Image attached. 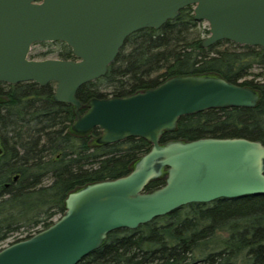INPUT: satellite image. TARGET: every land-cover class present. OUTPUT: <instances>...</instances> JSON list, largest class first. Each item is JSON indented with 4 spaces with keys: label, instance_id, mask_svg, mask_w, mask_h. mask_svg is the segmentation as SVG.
<instances>
[{
    "label": "water",
    "instance_id": "1",
    "mask_svg": "<svg viewBox=\"0 0 264 264\" xmlns=\"http://www.w3.org/2000/svg\"><path fill=\"white\" fill-rule=\"evenodd\" d=\"M186 6H192L194 20L208 23L202 47L228 40L264 48V0H0V82L54 83L52 100L72 106L71 131L98 128L97 144L131 137L151 144L126 175L70 192L52 224L0 248V264H77L113 230L135 229L190 203L264 195L260 141L160 143L180 116L255 107L256 90L215 75L186 74L122 97H93L85 105L76 98L80 86L106 74L127 36L160 28ZM40 42L65 43L73 58H28L31 45ZM162 175V186L145 190Z\"/></svg>",
    "mask_w": 264,
    "mask_h": 264
},
{
    "label": "trees",
    "instance_id": "2",
    "mask_svg": "<svg viewBox=\"0 0 264 264\" xmlns=\"http://www.w3.org/2000/svg\"><path fill=\"white\" fill-rule=\"evenodd\" d=\"M197 28L192 6H186L158 29L133 32L106 74L80 86L76 98L85 105L93 97H122L153 88L173 76L215 75L256 90V106L180 116L160 143L239 137L264 144V48L228 40L202 47ZM52 43L62 46L59 58H73L65 43ZM54 86L0 82V241L23 226L42 223L41 229L46 228L64 213L70 192L126 175L151 147L139 137L97 144L98 128L72 132V106L52 100ZM163 184L164 175L145 190ZM215 235L217 247L211 251ZM206 248L205 256L197 253ZM77 264H264V195L190 203L135 229L113 230Z\"/></svg>",
    "mask_w": 264,
    "mask_h": 264
},
{
    "label": "rangeland",
    "instance_id": "3",
    "mask_svg": "<svg viewBox=\"0 0 264 264\" xmlns=\"http://www.w3.org/2000/svg\"><path fill=\"white\" fill-rule=\"evenodd\" d=\"M205 29H208V23L206 21H204V20L198 21L197 30L201 31V38H205L207 36L206 32H205ZM61 50H63L61 45L54 44L52 42H45L44 44H41V42L40 43H35V44L31 45L30 51L28 53V58L36 59V60L49 59V58H59L58 52L61 51ZM36 53H44L45 55H44V57L38 56V57L31 58V56L35 55ZM254 72H260V71H259V69H256ZM45 182H48V180H46ZM59 217L60 216H58V215L54 216L53 217V222L55 220H57ZM41 224L42 223H38L36 225H28V226H23V227L19 228L17 231L12 232V234H10L3 241L1 240L0 241V245L6 243L8 241L15 240V239H17L19 237L25 236V235L31 233L34 230H41ZM218 237L219 236L217 235L214 238L213 244L210 247V249H212L211 251H213V249L214 250L216 249V247H217V243L216 242H217ZM11 243H13V242H11ZM7 245H9V244H5V245H3V247H5ZM202 250L203 251L197 252V253L200 256H205L207 254L208 250H207V248L206 249H202Z\"/></svg>",
    "mask_w": 264,
    "mask_h": 264
},
{
    "label": "built area",
    "instance_id": "4",
    "mask_svg": "<svg viewBox=\"0 0 264 264\" xmlns=\"http://www.w3.org/2000/svg\"><path fill=\"white\" fill-rule=\"evenodd\" d=\"M35 231H36V230L32 231V232H31V233H29V234H34V233H35ZM27 235H28V234H27ZM25 236H26V235H25ZM25 236L19 237V238L15 239V240L8 241V242H6V243H4V244L0 245V248H2V247H3V245H5V244H10L11 242H15V241H17V240H21V239H22V238H24ZM2 241H3V240H2Z\"/></svg>",
    "mask_w": 264,
    "mask_h": 264
}]
</instances>
